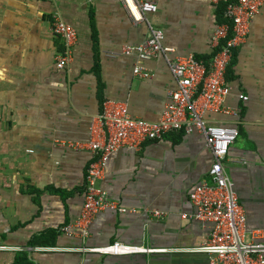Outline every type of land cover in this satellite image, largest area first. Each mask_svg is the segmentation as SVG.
Masks as SVG:
<instances>
[{"label":"crops","instance_id":"crops-1","mask_svg":"<svg viewBox=\"0 0 264 264\" xmlns=\"http://www.w3.org/2000/svg\"><path fill=\"white\" fill-rule=\"evenodd\" d=\"M151 1L158 10L148 18L163 30L164 45L174 48L170 55L209 61L216 52L214 33L228 21L223 5ZM57 11L78 34L64 70L56 65L63 40L51 27ZM148 35L147 22H136L119 0H0V264H14L23 251L36 264H209L206 254L190 251L205 242L209 225L181 217L193 210L190 192L208 176L213 160L198 131L170 133L140 150L111 154L100 184L137 211L99 212L87 237L74 226L72 234L62 231L82 211L92 160L90 126L104 101L127 102L133 116L157 121L169 91L177 88L163 54L143 62L153 75L141 77L134 73L137 54L121 53ZM234 53L226 104L239 115L207 118L239 127L225 167L248 231L264 242V4ZM30 186L36 194L27 191ZM154 209L167 215L151 216ZM49 231L41 240L53 243L44 245L40 236ZM115 241L162 251L112 255L83 249Z\"/></svg>","mask_w":264,"mask_h":264},{"label":"built area","instance_id":"built-area-1","mask_svg":"<svg viewBox=\"0 0 264 264\" xmlns=\"http://www.w3.org/2000/svg\"><path fill=\"white\" fill-rule=\"evenodd\" d=\"M127 8L136 22L146 21L149 35L141 43L126 45L121 53L137 54L138 62L134 73L141 77L153 74L143 62L163 54L177 80V88L169 91V101L157 121L146 120L131 114L127 102L106 100L101 113L90 126L88 147L92 160L87 167L86 189L82 211L73 225L62 227L66 234H72L73 226L81 230V235H90V228L97 214L103 210L136 212L110 197L100 181L105 175L111 154L121 148L140 150L148 141L161 140L174 132L203 134L213 160L208 176L197 183L190 192L193 205L191 212H182L187 220L207 223L210 232L205 242L190 251L204 253L209 264H264V242L258 232L248 231L246 211L240 203L233 179L225 167L230 146L240 135L239 127L213 122L208 113L238 116L239 109L226 104L232 87L227 81V70L236 50L250 31V25L264 4V0H212L222 4L227 22L218 25L213 44L216 52L209 61L195 55L171 56L174 48L164 45V32L154 27L148 15L158 10L151 0H119ZM53 32L63 40V48L56 56L59 70L66 69L73 59L77 43L76 28L64 20L57 11L52 15ZM242 100L248 95L240 94ZM158 219L167 213L149 210ZM83 249L101 254L128 255L162 251L143 245H130L115 241L104 246H87Z\"/></svg>","mask_w":264,"mask_h":264},{"label":"trees","instance_id":"trees-1","mask_svg":"<svg viewBox=\"0 0 264 264\" xmlns=\"http://www.w3.org/2000/svg\"><path fill=\"white\" fill-rule=\"evenodd\" d=\"M223 8H224V6H223ZM236 50H234V52H235ZM214 54V53H213ZM212 54V55H213ZM234 54L235 53H233V56H234ZM198 58V57H197ZM198 59H202V58H198ZM232 59H233V57H232ZM204 60V59H203ZM232 60H231V63H230V65H229V67H228V70H227V77H228V72L230 71V67H231V65H232ZM28 192H30V193H33V194H36L37 193V187H32V186H30V188H28V190H27ZM35 199V198H34ZM35 200H37V199H35ZM53 233V231H49V232H46V234H42L41 236H40V240H41V238L43 237V238H45V237H49L51 234ZM54 233H56L55 231H54ZM37 237H39L37 234L36 235H34L32 238H31V240H30V245H32V246H34V245H36L37 244ZM41 243L42 244H44V245H48V244H50V243H53V242H50L49 240H41ZM14 264H36V262L34 261V260H32L30 257H29V253L27 252V251H23V252H20V253H18L17 254V257H16V259H15V262H14Z\"/></svg>","mask_w":264,"mask_h":264}]
</instances>
